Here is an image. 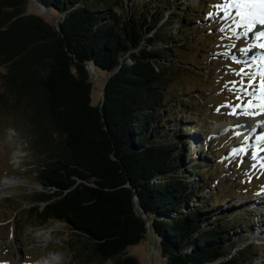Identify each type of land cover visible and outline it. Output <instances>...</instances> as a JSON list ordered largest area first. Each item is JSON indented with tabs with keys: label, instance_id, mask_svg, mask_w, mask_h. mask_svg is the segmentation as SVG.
Listing matches in <instances>:
<instances>
[{
	"label": "trees",
	"instance_id": "16d2710c",
	"mask_svg": "<svg viewBox=\"0 0 264 264\" xmlns=\"http://www.w3.org/2000/svg\"><path fill=\"white\" fill-rule=\"evenodd\" d=\"M37 1L58 16L55 26L27 13V0H0L4 95L31 97L42 116L36 143H60L35 171L41 189L28 193L25 215L67 226L100 264H138L126 249L144 238L148 218L163 264H254L257 248L239 241L249 223L215 215L203 194L227 165L188 160L199 139L186 124L202 118L177 117L166 98L178 74L171 62L212 0H188L180 13L169 11L172 0ZM86 64L106 73L97 104Z\"/></svg>",
	"mask_w": 264,
	"mask_h": 264
},
{
	"label": "rangeland",
	"instance_id": "374dc122",
	"mask_svg": "<svg viewBox=\"0 0 264 264\" xmlns=\"http://www.w3.org/2000/svg\"><path fill=\"white\" fill-rule=\"evenodd\" d=\"M186 1L172 0L169 11H187ZM211 3L205 11L207 16L201 15L205 18L200 23L206 29L191 32L181 42L186 46L178 48L176 62H171L175 63L173 69L178 74L169 82L170 92L166 98L172 103L170 108L178 111H175L177 117L190 112L202 118L186 124L189 133L197 134L199 139L195 141L188 160L194 163L210 161L212 168L221 162L227 165L225 171L215 168L217 178L208 186L204 185L203 194L220 199L217 203L211 198L215 215L226 213L228 218L238 215L239 218L237 216L234 220L239 224L249 223L247 235L239 241L254 244L258 254L253 263L257 264L264 260V142L257 143L255 139L249 142L246 136L236 135L245 132L236 126L247 117L231 114L233 109L225 105L239 103L230 82L244 78L238 75L242 68L245 73L264 71L259 59L264 55V49L254 47L248 57L239 49L264 41L255 40L253 34L245 35L244 30L236 29L230 20H222L221 10L213 5L222 4L223 0H212ZM25 6L27 13L40 14L51 26L56 25L58 16L40 9L33 0H27ZM233 56L239 60L254 59L244 65L234 62ZM7 70L6 64H0V184L12 179L0 188V264H100L84 238L77 237L67 226L53 220L39 224L25 215L23 208H28L31 203L28 193L32 189H41L35 181V171L42 162L52 158L51 151L60 143L57 135H53L54 140L46 146L36 143L39 138L34 130L42 127V116L37 113V106L28 104L33 101L31 97L20 98L15 103L11 96L5 97L4 75ZM94 71L91 72L94 83L91 98L97 104L106 73ZM183 106L187 108L182 109ZM197 124L203 126L202 130ZM203 143L207 147L199 150ZM152 240L153 234L148 232L139 243L129 246L126 254L134 255L138 264H150ZM152 264H163L159 254L154 256Z\"/></svg>",
	"mask_w": 264,
	"mask_h": 264
},
{
	"label": "snow or ice",
	"instance_id": "6c2138e0",
	"mask_svg": "<svg viewBox=\"0 0 264 264\" xmlns=\"http://www.w3.org/2000/svg\"><path fill=\"white\" fill-rule=\"evenodd\" d=\"M213 7L220 9V18L222 20L232 22V25L236 29H243L245 35L253 34L255 40L264 41V0H223L222 4L213 5ZM213 15L212 13L209 14ZM224 31L223 28L220 29ZM231 30V26H229ZM235 47V45H233ZM254 47L264 49V42L252 45L247 48L239 49L245 57H248V53L253 50ZM249 59L239 60L233 56V60L236 63L249 65ZM261 64L264 65V55L259 57ZM238 75H242L244 78L240 81H231L237 95L236 100L239 103L235 105H225L233 109V115H243L248 118H254L256 116L264 115V71L259 73H245L242 68ZM259 93V95H257ZM247 97V99H245ZM258 101V102H257ZM237 128H251V125L238 124ZM236 135L243 136V132H237ZM259 139H264L262 134ZM235 151V150H234Z\"/></svg>",
	"mask_w": 264,
	"mask_h": 264
},
{
	"label": "water",
	"instance_id": "95a60500",
	"mask_svg": "<svg viewBox=\"0 0 264 264\" xmlns=\"http://www.w3.org/2000/svg\"><path fill=\"white\" fill-rule=\"evenodd\" d=\"M34 2H36L37 3V5H38V7L40 8V9H45L44 8V6H43V4H41L40 2H38L37 0H33ZM40 11V10H39ZM41 11H43V10H41ZM37 14V13H36ZM43 20V19H42ZM58 28V27H57ZM86 70H87V72H88V75H89V77L91 78V71L92 70H94V68L91 66V65H89V64H86ZM91 81H92V85L94 86V83H93V80L91 79ZM102 99H103V94H102V91H101V101H102ZM134 199L136 200V206L139 208V210H140V212H141V214L144 216V211L142 210V208L140 207V205H139V200H138V198H137V196L134 194ZM151 223H152V221H151V219H147V222H146V227L148 228V230H147V232H146V234L144 235V238L146 237V235H147V233L150 231V233L151 234H153V240H152V242H150V246H151V249H150V264H152L153 263V258H154V256L155 255H157V254H159V250H158V241H157V238H156V236H155V234L153 233V232H151V230H149V228H150V226H151ZM143 238V239H144ZM142 239V240H143ZM151 241V240H150ZM137 259V258H136ZM138 261V260H137Z\"/></svg>",
	"mask_w": 264,
	"mask_h": 264
},
{
	"label": "bare ground",
	"instance_id": "6f19581e",
	"mask_svg": "<svg viewBox=\"0 0 264 264\" xmlns=\"http://www.w3.org/2000/svg\"><path fill=\"white\" fill-rule=\"evenodd\" d=\"M262 30H264V29H262ZM254 54V53H253ZM252 54V55H253ZM251 55V53H248V56H250ZM91 72H95L94 70H92ZM257 117H262V116H257ZM257 119H255V121H256ZM245 121H251V123H253V121H254V119L253 118H248L247 117V119L245 120ZM244 123V122H243ZM257 128H258V131L259 132H261L260 131V127L259 126H256ZM243 129H245V128H243ZM256 133H257V130H255V131H253L252 133L250 132L249 133V130L248 129H246L245 130V132H244V135L243 136H246V139H247V141H249V142H251V140L253 139H255V141H257V143L259 142V141H261V139H259V137H256ZM255 144V143H254ZM260 144H262V143H260ZM16 153V156L18 155V156H20L19 155V153L18 152H15ZM10 180H12V179H10ZM10 180H6L5 182H3V183H1L0 184V188L2 187V186H4L5 184H8L9 182H10ZM11 184V183H10ZM41 236V235H40Z\"/></svg>",
	"mask_w": 264,
	"mask_h": 264
}]
</instances>
